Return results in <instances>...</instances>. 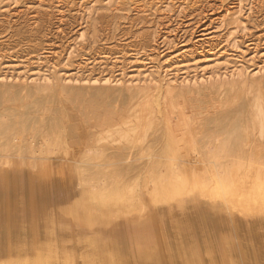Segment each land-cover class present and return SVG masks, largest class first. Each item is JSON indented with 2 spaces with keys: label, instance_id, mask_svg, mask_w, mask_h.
I'll list each match as a JSON object with an SVG mask.
<instances>
[{
  "label": "rangeland",
  "instance_id": "rangeland-1",
  "mask_svg": "<svg viewBox=\"0 0 264 264\" xmlns=\"http://www.w3.org/2000/svg\"><path fill=\"white\" fill-rule=\"evenodd\" d=\"M171 1L0 0V42L18 23L48 18L45 49L29 53L0 43V81L22 84L16 80L20 77L47 88L25 96L0 91V119L9 114L17 120L55 117L68 131L59 142L35 130L32 137L17 133L16 141L30 144L29 150L0 149L1 264H83L89 249L108 250L102 264H113L110 252L135 261L133 248L139 244L157 248L164 264H172L181 241L203 257L214 258L215 264H263L264 186L248 175L256 159L264 157V133L259 144L247 147L246 161L238 166L214 151L195 154L190 149L165 156L161 144L154 142L159 128L138 146L116 137L104 119L106 109L115 105V92L92 94L64 87L72 84L68 78L87 59L107 48L118 21L123 25L133 20L138 33L158 20L159 34L178 23L172 45L160 43L156 51L144 47L138 52L130 46L129 55L114 65L115 74L123 72L143 84L145 92L163 77L175 78L193 89L206 86L203 103L210 108V88L243 82L240 71L250 74L264 66V0ZM228 12H234L237 22H221ZM94 26L110 29L93 42ZM185 26H194L190 35L184 33ZM81 35H87V44L75 48ZM162 92L158 98H164ZM191 98L185 97L184 111L174 109L171 118L176 136L186 133L196 146L201 128L190 129L187 121L204 120V114L194 111L206 107L193 105ZM182 113L187 121H182ZM127 119L126 109L111 115L112 124L124 130ZM214 143L213 137L206 140L208 146ZM223 168L232 170L230 181L223 180ZM128 172L134 184L132 210L120 195L121 178ZM171 231L178 238H171Z\"/></svg>",
  "mask_w": 264,
  "mask_h": 264
},
{
  "label": "bare ground",
  "instance_id": "bare-ground-1",
  "mask_svg": "<svg viewBox=\"0 0 264 264\" xmlns=\"http://www.w3.org/2000/svg\"><path fill=\"white\" fill-rule=\"evenodd\" d=\"M262 5L264 7V4ZM154 8H156V6ZM166 12L168 13V11ZM163 14H165L166 16V13L163 12ZM224 17H222L221 22H237V18L235 17L234 12H228L226 14V17ZM43 18L32 19L31 22L26 21L18 23L17 27L14 28L9 35L5 36L0 43L9 49H14L17 47V50L26 51L29 53H34L45 49V35L43 30L48 27V18ZM132 21L128 20L127 22L123 23V25H120L119 21L118 23L115 22L111 32L113 33V36L110 39L112 41L108 43L109 45L107 46V48L98 51V57L95 58L94 56L92 60H90V58L87 59V62L84 63L83 66L78 68L77 73L74 72L76 75L73 78H68L69 82H71L72 84L64 87H66V89L75 88L81 91H89L92 94H104L109 91H112L113 93L115 92L116 97L115 100H113L115 102V105L110 106L106 109L107 111L105 113L104 119L109 124L111 129H113L116 137L124 140L130 145L138 146L142 144L149 136H151L155 132L156 128H159L160 133L156 136V141L154 142H158L161 144L160 152L165 156L179 155L180 153L188 152L190 149H192L195 154L204 153L205 151H207L209 154H212L214 151L216 153H223V158H226V160L232 163L233 166H238L241 163L244 164V161H246V153H248L247 147L250 146L252 142L255 145L259 144V141L263 138L264 73L259 74V71L262 70V72H264V66H260L258 71L250 74L248 71H246V69L240 71V75H243L245 80L243 82H226L215 88H210L214 99H212L214 102L212 104L210 102L211 105L209 104L210 108H208V106L203 103V101L207 97L206 96L204 98V94L206 93L205 88H207L206 86L204 87L198 85L196 86L198 88L193 89V87L189 85L183 86V84L176 81L175 78L170 80L168 78L164 79L163 77V79L156 81V90L152 89L145 92L143 84H140L137 81L133 82L131 77L126 78L127 76L124 75L123 72L115 74L114 65L115 63L123 61L122 59H124V57L128 54V51L126 50L130 46H134L135 48L137 47L136 49H133V51L135 52H138L137 50L140 48L144 49V47H149L148 50L156 51L160 43H163L162 45L175 43V37L178 31V26L176 25L178 23H172V25H174L173 28L168 29L162 34H159L160 27L158 25V20L153 22L151 21L152 24H150L149 26L146 24L149 29H147L146 27L145 30L136 33ZM3 24V21H0V27ZM193 28L194 26L190 28L186 27L183 31L184 33L190 35ZM109 29L110 28L107 26H101L100 28H96L94 26L91 29L92 41L96 42L99 36ZM56 31L57 33H60L61 30L57 28ZM57 33H55V35ZM115 35L117 36V38H115ZM158 36L162 38V40L159 42H157V38H159ZM211 37L213 36L211 35ZM85 43L87 44V35H81L79 39L74 43V47L78 48L80 46H83ZM66 46L67 44L64 45V48ZM50 52L58 54L57 52L59 51L50 50ZM170 61H172V59ZM19 78L16 80L22 81V84L12 83V79L6 82L0 81V91H3L5 93H12L17 96L31 95L35 91L39 92L42 90L43 92H46V90H44L47 89L46 86H43L42 84H38L36 82L29 83L26 79L20 80ZM47 78L48 77H46V79ZM161 90L163 91L162 93H164L163 99H161V97L158 98L157 96L158 92ZM143 93H147V96L145 95L146 97H144L143 99H139L138 96ZM45 97L48 99L51 96L45 94ZM185 97H188V99L189 97H192L191 99L193 101V105H198L200 106V108L206 107V109L196 108L197 110L194 111L196 115L199 113L204 114V120H202L201 122L197 120L189 122L187 121L183 113L181 115L182 121H187L190 129H194L195 127L201 128L202 134L199 138V144H197L196 146L192 145L191 139L187 136L186 133L176 136L175 124L171 118V113L174 109L184 111V107L186 106L184 100ZM0 100H2L1 95ZM221 104H228L227 108L220 110L213 108V105L218 106ZM118 108L119 110L126 109L128 113V119L125 121V130L112 124L111 115L115 113ZM35 120L36 119L29 117L25 119L23 118L22 120H17L14 114H9L8 117L4 120L0 119V149L3 150L10 146L14 149H20V151L29 150L31 148V146H29L30 144H21L20 141H16L17 133H21L20 135L22 137L25 135H30L32 137V131L35 130L39 136L51 138L55 142H59L60 139L65 138L68 133L64 124L58 118L46 117L39 118L36 121ZM209 137H213L215 140V143L210 146L206 145V140ZM233 149H237L238 152L236 154L231 153V150ZM255 164L254 168H248V176L249 178L251 176V178L262 181L264 186V157H259L258 159H256ZM111 173L114 176H118L116 170H111ZM129 173L130 172H128V174L125 176L123 175V177L121 178L120 195H123L122 198L126 202V206L130 210H132V190L134 188V184L132 181L133 176H131ZM232 174V170L228 168L222 169V178L224 181H230L232 179ZM170 237L173 239L178 238L173 231H171ZM181 248L184 251H181ZM105 250L106 249L101 251V253H98L89 249L88 259L84 257L83 264H102V261L105 260L107 256ZM156 250L158 251L157 248L153 249L146 244L143 247H140V244L136 245L133 251L136 252L137 256L135 261L132 262H134L135 264H164V260H161ZM177 250L178 251L174 253V264H215L214 258L209 255L203 257L200 253H198L197 249L191 250L189 244L184 243L183 241L179 242V248ZM113 257L115 264L127 263V258L125 260L123 259L124 256L117 257L116 255H114ZM38 264L42 263L39 262Z\"/></svg>",
  "mask_w": 264,
  "mask_h": 264
},
{
  "label": "crops",
  "instance_id": "crops-1",
  "mask_svg": "<svg viewBox=\"0 0 264 264\" xmlns=\"http://www.w3.org/2000/svg\"><path fill=\"white\" fill-rule=\"evenodd\" d=\"M134 249V248H133ZM106 251V254L108 253V250H105ZM110 256H108V257H110L111 258V263H113V264H115V262H114V255H113V253H111L110 252V254H109ZM107 257V256H106ZM125 264H135V263H133L130 259L129 260H127V263H125ZM172 264H174V263H172Z\"/></svg>",
  "mask_w": 264,
  "mask_h": 264
}]
</instances>
